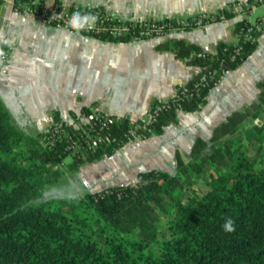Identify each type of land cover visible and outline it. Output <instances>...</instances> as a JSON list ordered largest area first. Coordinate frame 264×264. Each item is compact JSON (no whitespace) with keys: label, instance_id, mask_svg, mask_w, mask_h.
<instances>
[{"label":"trees","instance_id":"16d2710c","mask_svg":"<svg viewBox=\"0 0 264 264\" xmlns=\"http://www.w3.org/2000/svg\"><path fill=\"white\" fill-rule=\"evenodd\" d=\"M242 28L238 22L241 49L233 60V44L225 43L206 53L179 41L175 53L202 72L229 71L257 44L242 42ZM214 86L210 80L198 96L183 102L181 111L200 110ZM258 87L264 103V80ZM176 112L162 111L141 137L161 134L177 122ZM93 114L90 108L81 110V115ZM57 121L54 111L43 132L28 135L11 122L0 98V264H264V124L251 122L238 136L224 138L236 129L232 117L208 141L214 143L211 151L198 138L189 161L177 158L175 173L139 172L132 182L69 201L43 197L45 185L61 178L64 159L70 156L76 170L112 155L135 139L125 136L133 122L116 117L106 126L95 122L91 127L75 116V122H63V136L55 133L50 144ZM98 135L102 140L87 142ZM199 181L205 186L202 192L195 186ZM160 217L169 232L161 239ZM227 218L234 221L233 232L222 227Z\"/></svg>","mask_w":264,"mask_h":264},{"label":"crops","instance_id":"0c3cea01","mask_svg":"<svg viewBox=\"0 0 264 264\" xmlns=\"http://www.w3.org/2000/svg\"><path fill=\"white\" fill-rule=\"evenodd\" d=\"M13 1L0 4V36L13 41L10 47L0 42V49H9L0 70V98L11 122L36 135L50 125L54 111L67 123L75 122V116L85 121L81 116L85 107L138 119L154 102L171 98L198 74L199 66L176 55V43L206 53H214L220 43L236 44L239 18L231 16L227 5L249 0H61L65 6L101 7L124 18L165 19L204 12L230 16L225 23L138 41H112L58 29L16 12ZM262 13L263 9L257 10ZM263 80L264 32L252 54L208 91L200 110L177 111V122L165 126L161 134L135 138L110 156L81 164L77 170L92 175L88 187L75 191V196L127 184L139 172L175 171L178 157L190 160L198 138L208 142L232 117L236 129L224 138L238 136L251 122L262 126L264 103H260L258 84Z\"/></svg>","mask_w":264,"mask_h":264},{"label":"built area","instance_id":"2783aa9c","mask_svg":"<svg viewBox=\"0 0 264 264\" xmlns=\"http://www.w3.org/2000/svg\"><path fill=\"white\" fill-rule=\"evenodd\" d=\"M13 8L16 12L23 15H32L38 17L45 24L58 28L66 29L73 32H78L86 36L102 38L112 41H138L148 38L167 35L171 32H183L193 27H206L214 22H226L228 20L227 14L224 12H204L192 16L174 15L165 19H151V18H124L113 14L101 7L86 6L80 4H72L65 6L61 0H14ZM263 9V13L258 15L257 10ZM227 10L233 17L239 18L244 28L242 42H254L258 39V33L264 30V0H249L248 2H231L227 5ZM79 11L82 15L95 17V21L90 20L85 29L77 31L71 27L70 20L74 12ZM241 36V34H240ZM241 43V42H240ZM233 44L234 53H230V59L235 58L241 49V44ZM4 55L0 57V70L6 61L9 54V49H0ZM222 64V63H221ZM200 74L197 80L191 84L181 85L177 92L167 100H157L152 104L149 110L138 119H130L133 124L128 128L125 136H132L134 138L141 137V131L146 130L147 124L155 119L162 111L175 109L182 110L184 101L190 100L199 95L201 90L210 84V80L214 84H218L224 74L227 72L223 68H213L207 72H202L199 67ZM86 119L79 122L93 124L101 122V126H106L108 120L116 118L106 112L94 111L92 117L81 115ZM111 117V118H110ZM93 118V120L91 119ZM53 122V121H52ZM55 122V121H54ZM53 133L48 137V142L52 144V137L54 134L63 136V122L57 121ZM67 123V122H66ZM101 137H88L87 142H94ZM102 140V139H100ZM107 193V190L105 191Z\"/></svg>","mask_w":264,"mask_h":264},{"label":"rangeland","instance_id":"374dc122","mask_svg":"<svg viewBox=\"0 0 264 264\" xmlns=\"http://www.w3.org/2000/svg\"><path fill=\"white\" fill-rule=\"evenodd\" d=\"M34 136V135H33ZM213 142H208V145L205 148V151L209 152L211 151V148L213 146ZM251 153H254L255 150L251 148L249 150ZM264 153V148L263 151ZM72 158L70 156H67L63 161V167H62V176L61 178L51 184H47L44 187L43 190V196L48 198H65L69 201H77L79 197L77 195L75 196V191L84 190L88 187L89 183V176L92 175L91 172L87 173L86 171H78L77 169L74 170L71 168ZM175 173V171L170 172ZM197 190L199 192H202L205 190V186L202 181H199L195 184ZM83 195V193H80V196ZM159 230L158 236L161 239L162 233L165 235H168L169 232L166 228V219L164 217H160L158 221Z\"/></svg>","mask_w":264,"mask_h":264},{"label":"clouds","instance_id":"9594fccd","mask_svg":"<svg viewBox=\"0 0 264 264\" xmlns=\"http://www.w3.org/2000/svg\"><path fill=\"white\" fill-rule=\"evenodd\" d=\"M90 20L94 22L95 17H89L86 14L82 15L79 11H76L73 13L71 17L70 24L72 28L76 29L77 31H80L88 26ZM0 42L4 43L9 47L13 43V41L3 39L2 36H0ZM3 55H4L3 51L0 50V57H2ZM222 227L226 232H233L235 230L234 221L231 218H227Z\"/></svg>","mask_w":264,"mask_h":264}]
</instances>
